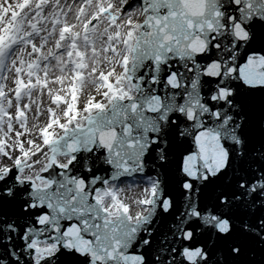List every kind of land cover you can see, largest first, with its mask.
I'll return each mask as SVG.
<instances>
[{"label":"snow or ice","instance_id":"1","mask_svg":"<svg viewBox=\"0 0 264 264\" xmlns=\"http://www.w3.org/2000/svg\"><path fill=\"white\" fill-rule=\"evenodd\" d=\"M0 264H264V0H0Z\"/></svg>","mask_w":264,"mask_h":264}]
</instances>
